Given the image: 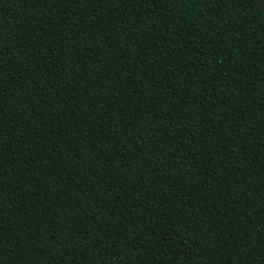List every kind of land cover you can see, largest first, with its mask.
Listing matches in <instances>:
<instances>
[{
	"label": "trees",
	"instance_id": "trees-1",
	"mask_svg": "<svg viewBox=\"0 0 264 264\" xmlns=\"http://www.w3.org/2000/svg\"><path fill=\"white\" fill-rule=\"evenodd\" d=\"M0 264H264V0H0Z\"/></svg>",
	"mask_w": 264,
	"mask_h": 264
}]
</instances>
